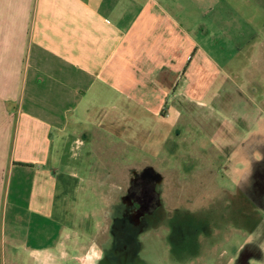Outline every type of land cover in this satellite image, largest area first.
I'll return each mask as SVG.
<instances>
[{
	"label": "crops",
	"instance_id": "obj_1",
	"mask_svg": "<svg viewBox=\"0 0 264 264\" xmlns=\"http://www.w3.org/2000/svg\"><path fill=\"white\" fill-rule=\"evenodd\" d=\"M259 34L264 0H0V107L13 115L0 123V264L21 257L12 243L30 234L49 242L29 250L35 264H92L90 213L103 210L107 186L84 183L92 158L70 124L99 102L115 122L134 108L156 114L150 94L200 83L203 66L216 65L204 54L192 63L204 51L199 36L221 35L211 44L225 48L238 35L256 46ZM259 238L254 255L244 245L247 264H264Z\"/></svg>",
	"mask_w": 264,
	"mask_h": 264
},
{
	"label": "rangeland",
	"instance_id": "obj_2",
	"mask_svg": "<svg viewBox=\"0 0 264 264\" xmlns=\"http://www.w3.org/2000/svg\"><path fill=\"white\" fill-rule=\"evenodd\" d=\"M199 37L204 51L191 52L192 63L204 54L216 65L203 66L200 83L188 79L178 87L172 83L171 94H150L154 100L149 107L156 114L134 108V114L115 122V111L99 102L91 106L87 116L80 119L78 114L70 124L68 134L81 143L84 139L86 154L92 158L94 171L84 183L107 186L102 196L103 210L92 209L90 213L95 226L92 264L107 238L105 224L111 214L110 204L128 184L133 170L152 169L157 174L156 185L153 181L146 184L160 192L166 205L157 216L156 237L167 235L165 229L177 225L174 234L182 237L184 244H172L177 247L175 262L238 264L234 260L247 241L252 243L253 255L258 252L259 236L264 233L259 222L264 208V101H260L264 99V58L260 56V51L264 53V36L257 35L259 44L253 47L245 43L247 36H234L235 42H227L225 48L211 44L221 35ZM0 109V123H8L9 118L13 122V115L7 117ZM80 174H85L83 165ZM149 237L154 239L149 233L143 239V257L147 260ZM132 239L127 231L114 244V263L119 254H130ZM165 239L157 241L162 250ZM18 241L12 243V250L21 249L22 256H13L11 264H35L29 250L49 244L36 241L32 234ZM254 257L250 264H258ZM59 262L77 264L71 258H60Z\"/></svg>",
	"mask_w": 264,
	"mask_h": 264
},
{
	"label": "flooded vegetation",
	"instance_id": "obj_3",
	"mask_svg": "<svg viewBox=\"0 0 264 264\" xmlns=\"http://www.w3.org/2000/svg\"><path fill=\"white\" fill-rule=\"evenodd\" d=\"M133 172L128 184L125 187H121V190L117 192V199L110 204L109 210L111 214L108 221H106L107 224H105L107 238L102 244L103 248L101 249L98 264H181V262L178 263L173 260L177 258V250L174 249L177 247H172V244H184L183 238H178L174 234L177 225L173 226V228L165 229L167 235L164 236L163 234V236L156 237L158 231L155 228L159 227V224L157 225V221H159L157 216L162 208L165 210L166 205L160 192L155 191L153 186H146V184L148 181H153L154 185H156L157 174L152 169L142 172L133 170ZM127 231H130L133 235L132 251L130 254L127 252L119 254V256H116V259H119L114 263V244L118 243L119 238L126 234ZM148 233L154 239L149 237L150 246L147 260L143 257L145 255L143 239L144 235ZM164 237L166 239L162 250L157 241ZM116 252L119 253L118 250ZM245 252V249L241 247L234 263L247 264L245 255L246 253L251 254V251Z\"/></svg>",
	"mask_w": 264,
	"mask_h": 264
}]
</instances>
